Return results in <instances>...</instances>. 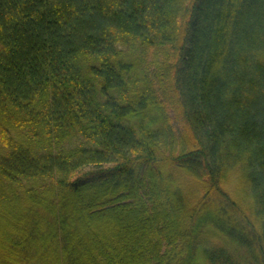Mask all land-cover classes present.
Instances as JSON below:
<instances>
[{
	"label": "trees",
	"instance_id": "16d2710c",
	"mask_svg": "<svg viewBox=\"0 0 264 264\" xmlns=\"http://www.w3.org/2000/svg\"><path fill=\"white\" fill-rule=\"evenodd\" d=\"M0 264H264V0H0Z\"/></svg>",
	"mask_w": 264,
	"mask_h": 264
}]
</instances>
